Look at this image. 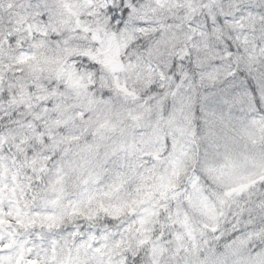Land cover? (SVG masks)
<instances>
[{"label":"clouds","instance_id":"9594fccd","mask_svg":"<svg viewBox=\"0 0 264 264\" xmlns=\"http://www.w3.org/2000/svg\"><path fill=\"white\" fill-rule=\"evenodd\" d=\"M0 264H264V0H0Z\"/></svg>","mask_w":264,"mask_h":264}]
</instances>
